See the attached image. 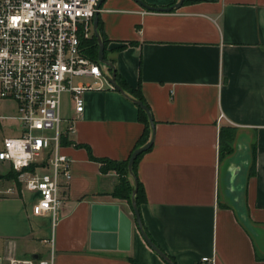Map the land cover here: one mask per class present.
Listing matches in <instances>:
<instances>
[{
	"label": "crops",
	"instance_id": "crops-1",
	"mask_svg": "<svg viewBox=\"0 0 264 264\" xmlns=\"http://www.w3.org/2000/svg\"><path fill=\"white\" fill-rule=\"evenodd\" d=\"M97 23L103 58L122 92L103 80L83 92L80 113L68 104L60 110L72 124L61 142L70 178L54 218L32 214L34 194L1 176V259L166 264L133 221L126 250L90 239L108 229L116 209L132 218L130 203L112 193L117 173L102 172L90 156L121 161L135 147L143 124L133 90L153 121L152 143L135 164L137 208L149 239L175 264H205L202 257L264 264V0H183L159 12L134 0H102ZM221 129L232 130V139L219 159ZM223 158L239 167L231 182ZM126 179L132 185V176Z\"/></svg>",
	"mask_w": 264,
	"mask_h": 264
},
{
	"label": "built area",
	"instance_id": "built-area-1",
	"mask_svg": "<svg viewBox=\"0 0 264 264\" xmlns=\"http://www.w3.org/2000/svg\"><path fill=\"white\" fill-rule=\"evenodd\" d=\"M97 1L0 0V106L13 104V115L0 112V163L15 172L14 186L34 194L30 212L35 215L55 217L70 178L61 142L72 124L61 117L62 94L80 113L83 92L99 89L107 74L86 52ZM8 120L14 124L7 126ZM200 261L211 263L206 257ZM0 264L52 262L49 255L0 257Z\"/></svg>",
	"mask_w": 264,
	"mask_h": 264
},
{
	"label": "water",
	"instance_id": "water-1",
	"mask_svg": "<svg viewBox=\"0 0 264 264\" xmlns=\"http://www.w3.org/2000/svg\"><path fill=\"white\" fill-rule=\"evenodd\" d=\"M102 0H98L96 3V11L93 13L92 16V33L93 37L96 39L97 42V55H96V60L100 63H102L105 66L106 72L109 70L110 72L108 74H104L105 80L111 85V87L115 88L116 90L122 92L121 87L116 83L114 79V71H113V66L112 64L105 60L103 58V43L102 40L98 34L97 31V10L100 5V2ZM139 6L144 8L147 11H170L172 9H175L180 6L183 0H176L174 3L167 5V6H153L150 4L144 3L142 0H134ZM131 101L139 107L145 114L146 120L148 122V126L150 129V134L148 139L141 145L135 147L132 149L130 152L128 158H127V163H126V168L127 172L130 176H132L131 172V166L136 158L137 155L141 154L145 150H147L153 139V121L151 118V115L149 113V110L145 104H143L139 99L137 98H131ZM225 157V156H224ZM230 158H237V154L233 153ZM232 159H224L222 160L221 166L225 165V163L229 164V168L227 169L228 172V181L231 182L232 179L235 176L236 171H238L239 167H233L231 164ZM241 163V161H240ZM243 163V162H242ZM133 178V177H132ZM136 192V182L135 179L133 178V183H132V188L130 192V207H131V215L132 218L127 216L124 212L117 210L115 211L114 215L111 217V220L109 222L108 229L101 230V231H95L91 232L90 234V239H94L95 237H103L106 238L107 240H111V247L116 248L118 250H126L129 247V239H130V226L131 222L133 221L139 234L141 235L143 241L146 243V245L157 255L159 256L166 264H175L164 252H162L147 236L145 231L142 228L140 217H139V212L138 208L134 199V195ZM237 206H235L236 208ZM237 209V208H236ZM238 213V212H237ZM240 212L238 213V215Z\"/></svg>",
	"mask_w": 264,
	"mask_h": 264
},
{
	"label": "trees",
	"instance_id": "trees-1",
	"mask_svg": "<svg viewBox=\"0 0 264 264\" xmlns=\"http://www.w3.org/2000/svg\"><path fill=\"white\" fill-rule=\"evenodd\" d=\"M97 28L99 29L98 23H97ZM102 43H103V48H104V45H105L104 39H102ZM85 44H86L87 55L92 59H96V55H97L96 39L92 36L91 38H89L86 41ZM121 85H122V83H121ZM129 91L133 92L135 97L137 99H139L144 104L142 97L140 96L139 93L134 92L133 90H129ZM137 110H138V120L143 124V129H142V132H141V134L137 140V143L135 144V147L143 144L148 139V134H149V128H148V122L146 120V116H145L144 112L139 107H137ZM220 132H221V137L219 139V149H218V158L219 159H221L225 154L230 152V149H231L230 142L232 139V130L229 131L228 129H221ZM63 141H64V139H63ZM141 154L136 156V158L134 159L132 166H131L132 177L135 179V182H136V192L134 195V199H135L137 206L140 203V201L142 200V198H141V187H140L139 182L137 181L136 174H135V164H136V161L138 160V158L140 157ZM127 158L124 160H121V161H116V160H108V159H104V158H95L94 159L92 156H90V159L96 160V161L101 163L100 169L102 172H105L106 170L112 169L117 173L118 182L114 185L112 193L116 196L121 197V198H125L130 203V192H131L132 185L129 184V182L126 179V176L128 175L127 168H126ZM253 163H254V153L251 151V162H250L249 169L253 167ZM8 176H10V175L6 176L8 179L14 178V180H15V172H14V175L12 177L11 176L8 177Z\"/></svg>",
	"mask_w": 264,
	"mask_h": 264
},
{
	"label": "rangeland",
	"instance_id": "rangeland-1",
	"mask_svg": "<svg viewBox=\"0 0 264 264\" xmlns=\"http://www.w3.org/2000/svg\"><path fill=\"white\" fill-rule=\"evenodd\" d=\"M67 96H66V93H63L62 96H61V113H64L66 111V105H67ZM3 111L5 112L7 115H13V104L9 101H5L2 103V105L0 106V112ZM14 124V121L13 120H8L6 121V125L9 126V125H13ZM8 135L11 134L10 131H6ZM5 132V133H6ZM1 172H4L3 174H1ZM7 175H10L11 177L14 175V171L12 169H10L8 166H5V165H0V179H1V176H3L4 178H7L6 176ZM8 176V177H10ZM11 181L13 180L14 181V178H10ZM4 186L6 185H10V182L6 181V183L4 182L3 184Z\"/></svg>",
	"mask_w": 264,
	"mask_h": 264
}]
</instances>
